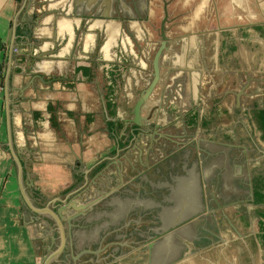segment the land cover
Wrapping results in <instances>:
<instances>
[{"label":"crops","instance_id":"obj_1","mask_svg":"<svg viewBox=\"0 0 264 264\" xmlns=\"http://www.w3.org/2000/svg\"><path fill=\"white\" fill-rule=\"evenodd\" d=\"M39 1L0 0V264H73L62 217L76 212L74 205H89L114 188L113 182H122L131 162L141 170L148 164L149 173L142 176L146 188H159L136 198L139 214L143 210L158 218L150 222L159 223L162 215L174 219L179 212L174 209L182 205L184 221L199 210L184 226L187 235L175 233L168 258L158 263L264 264L253 239L262 228L248 227L247 222L263 205H241L248 218L229 214L238 232L228 229L207 236L212 243L205 248L193 243L200 235L195 224L211 213L206 187L215 178L214 164L222 161L225 147L243 151L245 165L236 167L242 165L251 178L254 172L264 181V140L254 117L264 108V96L251 91V98L243 97L240 105L228 94L240 89L245 73L264 66V1L177 0L170 5V16L183 10L186 24L169 25L168 35L178 39L170 38L161 81L142 111L143 117H152L140 128L128 123L127 106L151 72L150 42H138L143 47L138 49L140 59L124 56L123 72H83L78 65L93 61L98 32L105 37L99 50L105 60L99 65L118 59L120 39L125 47L137 46L119 21L109 19L113 1L73 0L78 1L75 6L70 0H48L43 6ZM55 6L66 10L56 13ZM76 10L87 16H76ZM254 101L257 108L246 112ZM193 142L204 143L200 155L215 158L209 165L200 162L204 192L186 161L175 172L177 182L166 187L168 181L160 174L164 168L152 167L164 162L167 170L169 162L178 164L188 157L181 151L188 152ZM130 200L117 193L109 197V207L119 210ZM237 206L223 205L227 211ZM146 221L133 226L144 230L150 226ZM256 223L264 227L263 219L256 218ZM81 234L73 229L74 236ZM121 256L110 264H148L146 252L123 251Z\"/></svg>","mask_w":264,"mask_h":264},{"label":"flooded vegetation","instance_id":"obj_2","mask_svg":"<svg viewBox=\"0 0 264 264\" xmlns=\"http://www.w3.org/2000/svg\"><path fill=\"white\" fill-rule=\"evenodd\" d=\"M108 1V2H107ZM111 0H106L107 3H110ZM114 4V10L112 12L108 11L109 19L111 20H117L122 25V27L127 32V35L132 39L133 44L135 47L130 48L129 46L125 47L120 39L117 45V57L118 59L115 61H107L104 62L103 65H99L102 60H105L103 58L99 57V50L104 45L105 37L102 33L98 32V37L96 41V54L92 62L89 60H86L85 63H82L78 65L81 67L80 69L84 71H89L88 68H92L94 71H101V72H110L112 70H118V71H125V63L122 61L124 60V56L128 54L132 57H136V59H140V51L138 49H142L143 47L138 46V42L146 41L150 42L151 46H147V50H149V60H150V73L153 71L152 67V59L154 57L155 52L159 48L160 44H162L163 41V32L166 36V46L163 50V55L160 60V79L158 81V84L161 81V61L162 58L165 56V54L170 51L169 45L171 44L170 38L174 41L177 40V36L171 37L168 35L169 31V25L172 24V27L174 28H182L184 24H186L184 17L186 14L182 10L177 16H170V5L173 2H177V0H112ZM192 5V4H191ZM193 6V5H192ZM159 16V18H158ZM136 22L138 24L132 25V22ZM131 23V24H130ZM137 25V29L139 33H136L135 26ZM148 27L152 32L147 30ZM139 51V52H138ZM80 62V61H79ZM150 75V74H149ZM252 80L246 78L245 84H248L246 89L244 90V93L238 96L239 93L242 91V87L245 85H241L240 89L234 92H230L231 96H233L236 100V104H242L241 99L243 97L251 98L249 95H251V91H256L250 88V84ZM157 84V85H158ZM156 85V87H157ZM249 93V94H248ZM259 93V92H258ZM264 96V92H260ZM248 94V95H247ZM228 96V95H227ZM257 101H254V103H250L246 108V112L253 111L254 108H257ZM128 111V110H127ZM130 115V114H129ZM143 117V116H142ZM152 116L143 117L144 121H149ZM132 116L130 115L129 119H131ZM111 126L108 122V130L111 129ZM204 146V143L201 144ZM195 142L193 144H190L188 146L189 151L183 152L181 151L182 155L184 156L186 153L188 154V157L186 159H181L178 164L174 163L176 165L175 167H178L177 169L184 168L185 164L184 161L188 162V169L193 168L194 172L199 173L200 169V162L201 160L205 161V164L209 165V163H212L214 161V154H211L210 156H206V152H204V155H200L202 153L201 149ZM154 149V147H152ZM237 149V148H236ZM213 153V152H212ZM185 157V156H184ZM219 157V156H218ZM221 157V153H220ZM222 161L219 163V165L215 168L216 175L215 178H212L211 182L206 187V197L209 198V203L212 204V207L210 209V212L207 217H205L202 221H199L195 224L196 227H199V238L193 241L197 247H207L208 244L212 243V240L209 239L207 236H214L217 233L224 232L228 229H231L232 232H238V229L235 227L234 224L230 221L229 214L232 217H241L244 214V207L241 206L244 204H252V205H263V207L259 208L256 211L251 212V217L248 227H252L253 224H256L259 228H262L261 231H259L260 234L254 233V238L259 243L260 249L263 252L264 257V227H262L260 224L256 223V218L263 219L264 220V203H258L256 202L257 198V192L259 189L264 188V181H261L259 179H256L257 176L253 172L252 178L247 171V169H243L244 161L247 160L246 155L243 151H234V148L231 147H225L223 150V157L221 159ZM183 162V163H182ZM242 163L240 168L236 167L237 164ZM208 201V200H207ZM137 202V200H136ZM229 203H236L239 206H237V210L235 211H227L224 209L223 205L229 204ZM243 203V204H242ZM218 204L221 208L218 207ZM211 206V205H210ZM110 209H113V207H109ZM243 212V213H242ZM248 214V213H247ZM247 214L245 215V218H248ZM243 220V218H242ZM230 222L225 225V222ZM201 223L205 224L204 228L201 227ZM160 223H151V227H159ZM157 234L156 231H150V230H140L136 235H133L132 237L126 236V238H118L120 242L123 244L127 242V245H119V246H113L108 247L107 251L110 252L109 261L116 256H120L121 253L124 252H146V258H148V254L150 251V248L148 247V244H145V242H148V240L151 237H154ZM159 240V239H158ZM68 241V237H67ZM149 243V242H148ZM251 243V242H250ZM106 244V243H105ZM145 244V245H144ZM94 248V247H93ZM188 248V247H187ZM104 253H101L100 257H103ZM91 255H83L81 257L82 263H87L84 259L90 258ZM123 257V256H122ZM95 260L97 258H92V260ZM127 259H130L129 256ZM73 260V259H72ZM148 260V259H147ZM95 264L97 262L95 261Z\"/></svg>","mask_w":264,"mask_h":264},{"label":"water","instance_id":"obj_3","mask_svg":"<svg viewBox=\"0 0 264 264\" xmlns=\"http://www.w3.org/2000/svg\"><path fill=\"white\" fill-rule=\"evenodd\" d=\"M78 1L75 2L73 0H70L69 2H67L69 4H72V6H75L78 4ZM48 2V0H40L38 5L43 6L45 4H48ZM55 8L56 6L52 7V10L56 13L64 12L66 10V7L59 10H55ZM52 10L50 12H52ZM75 14L76 16L81 17L87 16L86 14H81V12L77 10ZM162 36V44H160L151 61L153 71L148 76L147 82H145L144 87L137 91L135 102L131 106H127V110L132 116L131 119H128V123H132L136 126V128H140L145 125L144 118L142 117V111L144 106L148 103V100L154 92V89L156 88V85L158 84V81L160 79V60L163 55V50L166 46V36L164 32ZM247 85L248 84H245L242 87V91L238 95L239 97L244 93ZM133 163H130V169L126 171L127 173L123 171L124 174H126V176L123 177V181H119V183H117V181L113 182V186L115 187H109L107 191L108 193H100V197L93 199V201H91L89 205H85L86 203H89L88 201H85L82 205H80V207H76V205H74L73 207H75L76 212L70 214L66 218L62 217V221H66L64 223H67L68 225V241H66L65 244L70 248L73 264L82 263L83 261L81 257L83 255H91L90 258L84 259L85 261H87V264H95V261L97 262V264H110L111 261H118L122 257L121 255V257H113L111 261H109L110 252L107 251V248L124 244L127 245V242L123 244L118 240V238H126V236L132 237L133 235H136L138 232H140V229L136 228L133 225H135L136 223H141L144 219L147 220L146 222H149L148 224H150V226L145 225V230L157 232L154 237H151L148 240L149 243L145 242V244H148V247L150 248L148 254V264H168L170 263V261L158 263V260L162 257H164V259L168 258V255L165 254H167V251L173 249L171 247L172 237L175 235V233L185 235L187 227L184 226H186L189 221L199 215V213H197L199 210H197L195 213H193L194 215L189 214L188 217L185 218L187 220L184 221L183 216L181 215L182 211H184V205H182L180 208L181 210L174 209V211L179 210V212L176 211L178 214L174 216L175 220L169 215H167V217L160 215V226L156 228L151 227L152 222H150V220L156 219L158 221V218H153L151 215L146 214L143 210L142 214H139L140 207L138 206V201L136 202V198L140 197L142 193H144L145 195L148 192L153 193V190L157 191L156 189L159 188L154 187V185L152 184V186L147 184L148 189L146 188V182L142 179V176L149 173L148 164H143V170H141L140 167H138L137 163ZM161 164H163V166ZM157 167H160L161 169L164 168V170L160 174L164 176L165 181H168L165 186L172 188V184H175L177 182L176 179H178L176 177L177 174H175L178 169H176L175 165H172L170 162L167 170L165 169L166 166L164 165V162L153 166L152 169H156ZM214 168H216V163L214 164ZM195 176L192 175L195 181L196 178L199 179V187L201 189V192H204V182L200 177V173H198L197 171V173H195ZM117 193H121L131 199L130 201H128L131 203H127L129 206L125 205L119 210H113L109 208V206L111 205L108 202L109 197ZM167 197L170 198L171 194L168 193ZM205 208L206 206H204V209ZM73 229L83 231V234H81L79 237H76L73 235ZM101 253H104L103 257H100ZM92 258L97 259L92 260Z\"/></svg>","mask_w":264,"mask_h":264},{"label":"rangeland","instance_id":"obj_4","mask_svg":"<svg viewBox=\"0 0 264 264\" xmlns=\"http://www.w3.org/2000/svg\"><path fill=\"white\" fill-rule=\"evenodd\" d=\"M260 57L264 58L262 55H260ZM244 75V77L252 80V82L249 84L254 86V90H257L258 92H264V66L259 71H252V73L247 72V74L245 73ZM245 80L246 79H244L243 85L245 84Z\"/></svg>","mask_w":264,"mask_h":264},{"label":"trees","instance_id":"obj_5","mask_svg":"<svg viewBox=\"0 0 264 264\" xmlns=\"http://www.w3.org/2000/svg\"><path fill=\"white\" fill-rule=\"evenodd\" d=\"M254 117L258 123L259 130L262 132V139L264 140V108L256 111ZM256 202L264 203V188L258 190Z\"/></svg>","mask_w":264,"mask_h":264},{"label":"built area","instance_id":"obj_6","mask_svg":"<svg viewBox=\"0 0 264 264\" xmlns=\"http://www.w3.org/2000/svg\"><path fill=\"white\" fill-rule=\"evenodd\" d=\"M2 77H3V71L0 68V90L2 89L3 85H2Z\"/></svg>","mask_w":264,"mask_h":264}]
</instances>
